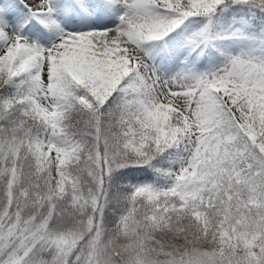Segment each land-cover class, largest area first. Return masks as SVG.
I'll use <instances>...</instances> for the list:
<instances>
[{"label":"snow or ice","instance_id":"snow-or-ice-1","mask_svg":"<svg viewBox=\"0 0 264 264\" xmlns=\"http://www.w3.org/2000/svg\"><path fill=\"white\" fill-rule=\"evenodd\" d=\"M0 264H264V0H0Z\"/></svg>","mask_w":264,"mask_h":264}]
</instances>
